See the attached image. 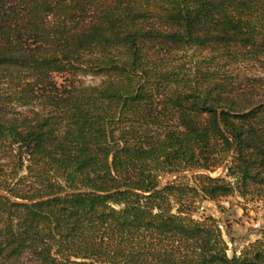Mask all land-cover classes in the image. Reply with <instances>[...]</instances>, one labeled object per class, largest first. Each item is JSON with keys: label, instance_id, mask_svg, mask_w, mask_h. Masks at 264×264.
Masks as SVG:
<instances>
[{"label": "trees", "instance_id": "16d2710c", "mask_svg": "<svg viewBox=\"0 0 264 264\" xmlns=\"http://www.w3.org/2000/svg\"><path fill=\"white\" fill-rule=\"evenodd\" d=\"M234 195L264 200V0H0V264H264L189 216Z\"/></svg>", "mask_w": 264, "mask_h": 264}, {"label": "rangeland", "instance_id": "374dc122", "mask_svg": "<svg viewBox=\"0 0 264 264\" xmlns=\"http://www.w3.org/2000/svg\"><path fill=\"white\" fill-rule=\"evenodd\" d=\"M62 74H54L57 83L63 82ZM85 84H98L100 77L85 75L80 77ZM223 173L218 169L212 176ZM176 175H162L160 184L174 181ZM189 216L196 220L213 217L220 226L222 236L227 243V255L232 256L248 243L258 238H264V200L244 199L237 195L216 201L203 200L196 202L195 209L189 211Z\"/></svg>", "mask_w": 264, "mask_h": 264}]
</instances>
